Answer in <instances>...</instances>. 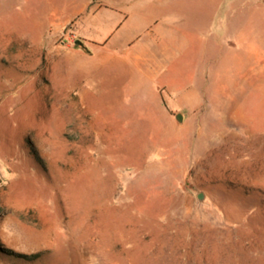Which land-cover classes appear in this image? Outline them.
I'll return each mask as SVG.
<instances>
[{"label":"rangeland","instance_id":"374dc122","mask_svg":"<svg viewBox=\"0 0 264 264\" xmlns=\"http://www.w3.org/2000/svg\"><path fill=\"white\" fill-rule=\"evenodd\" d=\"M136 1L0 0V264H264V0Z\"/></svg>","mask_w":264,"mask_h":264},{"label":"crops","instance_id":"0c3cea01","mask_svg":"<svg viewBox=\"0 0 264 264\" xmlns=\"http://www.w3.org/2000/svg\"><path fill=\"white\" fill-rule=\"evenodd\" d=\"M137 3H144L145 0H137ZM150 12L147 11V7H137L136 11L124 13L122 11H119L118 9L113 10L111 12H104L103 14H99L94 16L93 20L97 23L99 21L98 19H105L109 21L111 28V32L114 28L117 26L123 24L125 27H128V29L139 30V28H144L147 30V19L149 18ZM123 36L122 34L115 35L114 42L117 43L119 40H122Z\"/></svg>","mask_w":264,"mask_h":264},{"label":"water","instance_id":"95a60500","mask_svg":"<svg viewBox=\"0 0 264 264\" xmlns=\"http://www.w3.org/2000/svg\"><path fill=\"white\" fill-rule=\"evenodd\" d=\"M176 118L181 119V114H177ZM199 197H202V194H200Z\"/></svg>","mask_w":264,"mask_h":264},{"label":"trees","instance_id":"16d2710c","mask_svg":"<svg viewBox=\"0 0 264 264\" xmlns=\"http://www.w3.org/2000/svg\"><path fill=\"white\" fill-rule=\"evenodd\" d=\"M32 256V255H31Z\"/></svg>","mask_w":264,"mask_h":264}]
</instances>
